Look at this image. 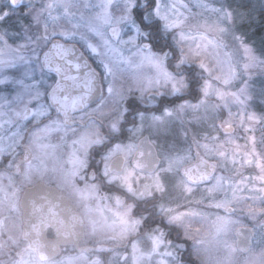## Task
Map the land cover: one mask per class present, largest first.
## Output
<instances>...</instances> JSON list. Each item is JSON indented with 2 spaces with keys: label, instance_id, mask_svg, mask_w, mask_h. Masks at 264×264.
I'll return each instance as SVG.
<instances>
[{
  "label": "snow or ice",
  "instance_id": "1",
  "mask_svg": "<svg viewBox=\"0 0 264 264\" xmlns=\"http://www.w3.org/2000/svg\"><path fill=\"white\" fill-rule=\"evenodd\" d=\"M0 264H264V0H2Z\"/></svg>",
  "mask_w": 264,
  "mask_h": 264
},
{
  "label": "clouds",
  "instance_id": "2",
  "mask_svg": "<svg viewBox=\"0 0 264 264\" xmlns=\"http://www.w3.org/2000/svg\"><path fill=\"white\" fill-rule=\"evenodd\" d=\"M2 2V0H0ZM129 86L132 88V91L129 92L126 96L125 102L122 105V107L127 108L128 102H132L134 106L138 107L140 110L144 109H154V108H159L160 101L162 99H167V100H172L173 96L168 92V90L164 87L160 88H153L152 90H147L140 92L137 90V85L129 82ZM163 93V95H161ZM166 106V105H165ZM128 118L129 120H136L137 119V113H132L131 109H128ZM113 116L105 117L104 119L99 121V124L102 128L107 133V130L109 128V121L113 119ZM132 124H128L127 127L124 129V132L126 135L131 137V132L133 129ZM151 130L148 128L147 124L145 125V131H144V136H151ZM145 151H147L148 146L145 145ZM101 163L100 159H96V164L99 165Z\"/></svg>",
  "mask_w": 264,
  "mask_h": 264
}]
</instances>
